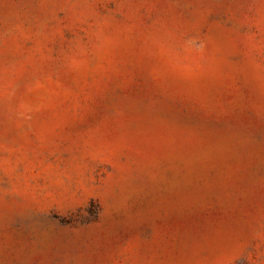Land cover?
<instances>
[{"label":"rangeland","instance_id":"1","mask_svg":"<svg viewBox=\"0 0 264 264\" xmlns=\"http://www.w3.org/2000/svg\"><path fill=\"white\" fill-rule=\"evenodd\" d=\"M0 264H264V0H0Z\"/></svg>","mask_w":264,"mask_h":264}]
</instances>
